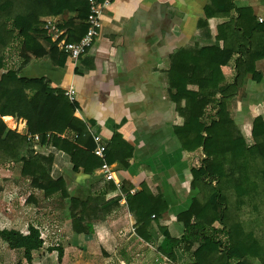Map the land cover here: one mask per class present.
<instances>
[{
  "label": "crops",
  "instance_id": "crops-1",
  "mask_svg": "<svg viewBox=\"0 0 264 264\" xmlns=\"http://www.w3.org/2000/svg\"><path fill=\"white\" fill-rule=\"evenodd\" d=\"M73 14L51 16L66 39L64 22ZM38 41L45 49L56 43L45 34ZM15 46L19 48L17 38L5 51L0 74L11 69L18 77L44 76L53 88L73 86L77 105L72 117L107 140V157L116 168L115 180H104L96 171L98 166L84 172L67 151L52 142L40 143L34 152L51 158L50 175L61 178L67 191L65 197L60 191L49 196L41 193L45 208L54 205L55 199L60 221L73 224L72 213L79 215L88 198L87 212L101 215L84 218L82 224H92L91 232L72 231L71 237L91 245L101 232L120 230V264H140L151 254L155 264H170L157 252L162 230L172 237L183 235L184 225L176 215L194 196L201 197L191 187V168L198 167L205 156L197 130L185 127L179 108L200 85H216L218 99V87L233 83L236 63L243 62L242 83L228 98L227 109L245 139L251 140L253 118L264 119V0H114L103 10L99 34L86 52L75 61L64 52L61 68H53L49 58L26 62L17 55V60L11 52L19 53ZM248 47L250 55L245 60L240 49ZM251 68L261 72L259 80L253 78ZM215 109L208 105L206 117ZM7 116L21 118L27 126L19 113ZM74 132L65 128L56 136L72 141ZM130 189L134 192L129 193ZM71 197L81 200L73 208ZM90 198L100 205L116 198L118 206L101 211ZM151 207L156 212L148 216L150 239L146 240L137 233L138 217ZM115 250L108 251L107 258H113ZM191 250L175 249V264L189 260Z\"/></svg>",
  "mask_w": 264,
  "mask_h": 264
},
{
  "label": "trees",
  "instance_id": "trees-1",
  "mask_svg": "<svg viewBox=\"0 0 264 264\" xmlns=\"http://www.w3.org/2000/svg\"><path fill=\"white\" fill-rule=\"evenodd\" d=\"M68 12L74 14L64 22L67 40L75 41L86 29L87 0H0V68L4 65L6 49L16 38L19 40V55L26 62L35 57L49 58L53 68L64 66V51L59 50L56 43L45 49L38 36L48 35L43 27L45 17ZM250 48L240 49L245 60L250 55ZM229 55L230 52L224 61ZM241 63H236L234 82L218 87V99L215 98L216 85H200L198 91L187 96L185 105L179 108L185 127L197 130L195 136H198V145L202 146L205 156L198 167L191 168V187L201 192V197L194 196L189 206L176 215L184 225L183 235L172 237L166 229L162 230L163 238L157 252L165 257L167 263H176L175 249L190 251L197 243L191 250L190 259L179 264H249V258L264 264V119L260 115L253 118L251 142H247L227 109L228 98L242 83ZM251 69L253 78L259 80L261 72ZM63 92V89L51 87L44 76L18 77L14 70L9 69L0 74V115L19 113L26 119L30 132L41 134V144L52 142L57 148L67 151L71 161L89 173L90 169L100 165L101 160L92 153L94 142L87 128L72 117L76 100L70 102ZM211 104L216 106L215 112L206 117L205 109ZM202 117H206L205 121H201ZM65 128H71L78 134L75 141L56 136ZM4 129L5 124L0 120V154L21 161V175L29 177L31 184L42 190L43 195L60 191L65 197L67 191L63 180L53 179L50 175L51 158L34 152L40 145L34 148L22 133L11 129L4 133ZM48 134L50 138H47ZM108 155L107 147L106 161L110 164ZM112 169L116 168L112 166ZM70 199L72 208L81 201L77 197ZM90 200H94L95 207L101 211L105 208L110 211L118 206L116 198L105 205L98 204L93 198ZM87 203L88 198L83 200L79 215L72 213L75 219L71 228L76 233L91 232L92 224H82L84 218L101 215L99 212H87ZM153 211L156 212V208L151 207L147 213L141 211L138 217L141 220L137 233L146 240L150 239L146 233L148 216ZM216 222L220 227L213 225ZM0 237L10 248L21 249L28 260L31 259V251L43 244L40 231L33 224L28 225L25 233L16 228H2ZM61 252L59 250V256Z\"/></svg>",
  "mask_w": 264,
  "mask_h": 264
},
{
  "label": "rangeland",
  "instance_id": "rangeland-1",
  "mask_svg": "<svg viewBox=\"0 0 264 264\" xmlns=\"http://www.w3.org/2000/svg\"><path fill=\"white\" fill-rule=\"evenodd\" d=\"M18 49L15 46V50ZM11 52L18 60L19 53ZM9 129L11 127L5 124L4 133ZM247 142H251L250 138ZM21 164V161L0 154V229L16 228L25 233L28 225L33 224L39 229L43 244L31 251V259L28 260L21 249L10 248L0 237V264H120L118 257L122 232L112 230L107 235V232H101L100 239L91 245L85 240L71 237V224L60 221L55 199L54 205L48 204L45 208L46 202H41L43 192L31 184L29 177L21 175ZM115 247L113 255L117 260L107 258V252L114 251ZM59 250H62L60 256ZM151 258L152 254L140 264H155ZM247 261L249 264H261L253 258Z\"/></svg>",
  "mask_w": 264,
  "mask_h": 264
},
{
  "label": "built area",
  "instance_id": "built-area-1",
  "mask_svg": "<svg viewBox=\"0 0 264 264\" xmlns=\"http://www.w3.org/2000/svg\"><path fill=\"white\" fill-rule=\"evenodd\" d=\"M88 1V12L85 18L86 29L83 35L75 40L68 41L63 37L62 31L58 27L56 20L53 17H47L44 19V29L46 33L56 40L58 47L64 51L68 57L72 60H77L83 53L86 52L88 47L92 44L94 39L99 34L101 22H102V13L103 10L108 8V6L114 0H87ZM64 95L70 102H75L76 92L73 86L69 85L64 89ZM76 110V109H74ZM0 120L5 124L11 127V129L17 130L19 128V133H22L25 136V139L32 144L34 148H37L40 145L41 134L38 132H30L27 129L25 122L21 118H16L13 116L0 115ZM10 124V125H9ZM92 136L94 147L92 148V153L96 155L101 163L97 167V173L104 180H115L114 170L112 165L106 161V148L107 140L100 135L99 133L92 132L88 130ZM77 133L71 134V140L75 141L77 138ZM134 189H130L129 193H133Z\"/></svg>",
  "mask_w": 264,
  "mask_h": 264
}]
</instances>
